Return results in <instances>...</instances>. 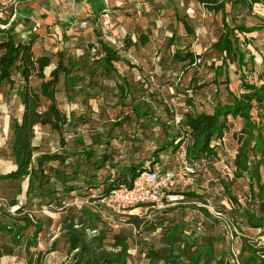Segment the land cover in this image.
I'll return each mask as SVG.
<instances>
[{
    "label": "trees",
    "instance_id": "1",
    "mask_svg": "<svg viewBox=\"0 0 264 264\" xmlns=\"http://www.w3.org/2000/svg\"><path fill=\"white\" fill-rule=\"evenodd\" d=\"M196 2L210 14H221L219 33L210 44V49L216 57L215 61L220 57V63L236 78L234 91L226 86L227 96L231 101L223 103L218 98L219 91L216 90L214 94L218 100L209 108L201 102V93L210 84H217L218 76L212 63L213 74L210 77L206 75L204 78L199 74L205 63L204 51L196 53L188 44L171 49V54L169 51L167 55H163L166 46L160 48L162 51L157 64L162 67L159 66L157 73L164 75L166 64H178L182 77L178 79L190 94L185 96L177 116L178 127L174 124L171 108L162 106L167 121L159 123L161 131L158 133H155L156 127L153 125V118L157 119L155 108L148 101L153 96V91L149 93L148 89L142 88V83L138 87L139 82L130 80L132 75H135L134 70L141 69L140 64L148 61L149 57L140 58L144 61L137 63L122 53L129 48H148L152 32L150 26L147 32L136 29V39L126 33L122 43L115 46L103 37L100 28L95 27L94 23H89L94 39H88L84 32L76 29L72 43L76 51L60 48L53 53L40 54L33 50L37 35L30 34L23 40L16 35L14 23L7 28H0V91H3L2 94L0 92V99L3 94L8 96L4 113L8 116L9 132L7 154L0 148V194L5 193L3 186L9 189L11 184L15 186L9 205L17 204L18 196L25 197L31 193L34 198L39 199V205L51 202L59 204V194L66 197L73 191H77L75 195H71L75 199H83L84 197L79 196L83 192L90 196L91 202H97L112 189L127 183L143 170L155 166L173 169L160 164V156L162 153H175L188 137L186 158L194 171L190 174L185 172L180 168V162L174 158L178 169L191 180L197 181L198 185L204 186L205 183L211 189L216 188V194L221 199L220 205L214 202L210 203L209 207L227 218L231 217L235 221L239 219L243 223L237 225L244 240L239 251L238 264H257L264 261L260 249L248 242V239L254 238L252 232L255 231L256 236L264 234V53L261 54L253 42L256 40V34L264 31V20L239 21L238 13L234 12V7L238 5L252 11L253 5H264V0ZM131 21L129 23L132 24ZM182 22L187 34L194 36L198 33L200 27L195 31L185 20ZM67 26L63 25L62 28L65 30ZM62 34L64 37L65 31ZM175 34L174 29L168 33V47L172 44ZM78 36H81V39ZM197 58L200 62H196ZM169 67L172 69V66ZM141 75L144 77L145 73ZM107 81L113 85L109 87L105 83ZM225 82L228 85L229 79L226 78ZM174 89L178 91L179 88L176 85ZM13 91L15 94L12 97ZM109 94L117 99L116 104L119 107L129 108L121 115L118 111L112 121L102 118L105 116L106 98ZM96 98L102 99L97 110L89 102ZM74 99L77 102L73 105ZM12 102H16L15 106ZM65 105L70 109H65ZM237 117L240 120V128L235 126ZM1 119L0 112V121ZM97 121L107 123L106 139H102L103 133L95 131L88 133L86 141L83 134L75 131L76 127L85 125H88V129L97 128ZM126 123H134L136 129L140 128L144 141L136 137L135 129V134L133 133L125 149L114 145L113 140L121 141L126 133L117 136L112 131L115 127L122 128ZM38 134L41 135L39 145L34 142ZM49 140L56 142L55 149L45 148ZM233 150L235 153L232 157L229 153ZM139 151L146 154L140 155ZM227 157L231 160H227ZM6 164L9 165L8 169L3 168ZM243 177L248 179V191H245L241 200L235 188ZM174 186L169 192L178 195ZM84 189L88 191H83ZM189 190L192 189L187 187L182 193L199 196L187 193ZM92 191L95 193L92 194ZM203 195L207 201L211 199L207 193ZM16 210L17 213L21 212L22 206ZM75 210L69 207L64 217L70 222L68 227H64L67 233L62 234L67 254L57 264H66V257L75 249L80 250L81 246L82 251L76 250L73 254L75 261L72 264H89V261L125 264L129 246L127 241L120 239L118 251H112L109 255H104V252L96 255L92 247L97 243L96 238H88L83 234L82 228L73 229L74 224L84 223L83 217L91 220L94 215L90 208H84L78 222H75L77 216L70 217ZM208 211L203 209V212L212 218ZM8 224L9 230H14L17 236L19 232L32 226L33 235L41 230L40 224H32L31 214H26L19 220L9 219ZM159 224L165 227L163 235L168 240L171 239L169 235L177 225H164L161 222ZM107 230L109 229H101V238L104 239ZM118 234L114 233L112 237L119 238ZM223 238V235L208 226L196 237L184 239L181 246L170 242L168 251L170 250L173 256L170 258L171 264H181L185 259L186 262L192 261L194 264L201 261L203 264H236L229 250L222 248L227 242ZM165 242L167 244V240ZM56 243L57 240L51 248L54 251H57ZM199 243L202 245H198ZM261 248L264 251V247ZM192 249L193 252L189 253L188 250ZM165 250L167 249L162 252ZM153 251L152 256L155 254ZM174 251L176 253H173ZM155 256L164 258V254L157 253ZM177 258L181 259V262ZM28 262L27 259L26 264Z\"/></svg>",
    "mask_w": 264,
    "mask_h": 264
},
{
    "label": "rangeland",
    "instance_id": "2",
    "mask_svg": "<svg viewBox=\"0 0 264 264\" xmlns=\"http://www.w3.org/2000/svg\"><path fill=\"white\" fill-rule=\"evenodd\" d=\"M192 2L194 6H192L193 10L189 9L188 3ZM127 3V2H126ZM162 4V2H161ZM167 6H165L164 11L156 12V20L152 24L156 28V33L151 32L150 34V44L147 47H139L137 48H129L127 51L122 52L124 56L129 57L132 61H144L140 58L149 57V60L140 64L141 69H135V75L130 78V80L134 83H138V87L140 83L143 84V89H148L153 91V96L149 99V103L155 108V116L153 118V125L156 127V132L161 131L159 127V123L162 121H167V115L162 112V106L166 105L171 108V113L174 117V124L178 127L176 123L177 116H179V112L183 105V100L185 96L190 94L185 90L184 84H180L181 77V68L180 66L174 64H166L167 66L164 75L158 74L157 69H159V64L157 61L159 59L160 51L166 46L163 51V55H167L171 49H176L181 46H185L190 44L194 48L197 49V53H201L204 51L203 60L205 61L203 68H200L201 75L205 78L210 77L213 74L214 70H217V76L220 79L219 84L225 83L226 78L230 77V72L224 64L220 63V60L215 61L216 57L212 53L210 49V44L217 37L219 33L218 24H221V14H208L207 11L203 8L202 5L196 2V0H168ZM164 7V5L162 4ZM191 8V7H190ZM134 7L131 6L128 11H133ZM227 9H229V5H227ZM234 12L238 13L237 19L239 21H243V19H250L252 21H262L264 20V5L261 3L253 5L252 11L244 9L242 6L238 5L234 7ZM182 20H185L195 31L203 25L200 30V33L194 34L191 36L187 34L183 26ZM130 26H136L135 20ZM151 23V22H150ZM156 24H159V28L156 27ZM142 25V24H139ZM141 30H146V28H140ZM160 29L161 31H159ZM174 29L176 34L172 40V44L170 47L166 45L168 33L170 30ZM199 31V30H197ZM137 33L134 30H130L127 32L131 36L132 39L137 38ZM85 38V37H84ZM112 40L118 38L117 35L111 36ZM122 43V41H119ZM254 45H256L257 49L261 54L264 53V31H260L256 34V40L253 41ZM115 45L114 43H111ZM205 47V48H204ZM204 48V49H203ZM140 59V60H139ZM217 64H213L216 63ZM212 63V68H211ZM169 66H172L170 69ZM162 67V66H161ZM229 72V74H228ZM141 73H145L143 77ZM232 74V73H231ZM230 79L236 80L235 77H230ZM111 87L113 84L110 81L105 82ZM185 83V82H183ZM61 85V84H60ZM179 88L178 91H175V87ZM222 86V85H221ZM62 90V85L59 86ZM223 88L225 86H222ZM226 88V87H225ZM1 94L3 91H0ZM63 93L62 91H60ZM15 94L13 91L12 97ZM8 96L2 95L0 99V112L2 114V121H0V148L8 152V116L5 115V111H2L1 107H6L5 101ZM12 99V98H11ZM72 102V104H76L77 101ZM107 106L105 109V116L102 117L110 119H114L116 113L120 111V115L126 111H128V107L123 106L119 107L116 104L117 99L109 94L106 98ZM104 100V101H106ZM229 100H223L224 102H229ZM92 106L97 110V106L99 103H102L101 98H96L94 100H89ZM16 102H12V105L15 106ZM70 104V106L72 105ZM215 105V103H214ZM75 107V106H74ZM65 109H70L69 106L65 105ZM200 109V107H199ZM97 113V112H96ZM178 114V115H177ZM255 114V112H253ZM256 115V114H255ZM254 117L256 118V116ZM170 116V115H169ZM5 117V118H4ZM240 118V117H239ZM171 119V116H170ZM258 119V118H257ZM4 120V121H3ZM235 126L240 128L241 125L238 117L235 119ZM242 121V119H241ZM98 122V123H97ZM95 124L97 128L88 129V125L76 127L75 131L84 135V139L88 141V133H103V138L106 139L105 129L107 127V123L104 121H97ZM231 126V124H230ZM135 124L134 123H126L122 128L115 127L113 128L112 133L121 136L126 133L125 136L119 140H113L114 145H119V147H123L126 149L130 138L133 133L135 134ZM140 129V128H139ZM136 129V137L141 141L143 139V135L141 131ZM68 130V129H67ZM90 130V131H89ZM69 131H73V129H69ZM147 133V131H146ZM67 137V134H66ZM144 141V139H143ZM54 140H49L45 148L47 150L55 149ZM124 152V151H123ZM126 153V151H125ZM140 155H144L146 153H142L139 151ZM138 155V154H137ZM175 153L167 152L162 153L160 156V160L163 166L173 168L176 178L175 190L179 193L175 195L174 198L167 199L163 202L162 207L157 208H140L134 207L123 210H115L104 205L99 204L94 201L91 202L90 196L87 194H83V192L79 195L84 197L83 199H75L74 196L77 191H73L68 194V196L63 197L62 194H59V204L57 202H51L46 205H39V199L34 198L33 194H29L25 197L18 196L17 204L9 205L10 199H12L14 187L11 184V187L4 188L0 194V264H26V260L28 259V264H57L58 261L63 258L67 254V247L63 243L62 234L67 233L66 228L70 225L67 219L64 217L68 213V208L72 207L75 211H72L70 217L77 216L75 218V222H78V218L81 217V211L84 208H90L93 217L91 220L84 218V223L82 224H74L73 229H83V234H85L88 238L93 236L96 238V245L92 246L93 251L96 255L103 253L104 255H109L112 251H118L119 241L122 239L123 241H127L129 246L127 247L128 255L125 260V264H171L170 258H173L170 250L168 251V246L170 242L175 244H183L184 239L189 240L194 238L199 234L205 231V227L210 226L221 235H223V239H225V244L222 248H225V251L230 252L234 257V261L236 264L239 263V251L244 244V240L242 239V232L238 229L237 225L242 223L241 220H233V218L218 214L217 211L213 210L209 207L210 203H214L220 205L219 195L216 194L217 191L215 189H211V187L200 186L197 184V181L191 180L188 176L184 175L180 169H178V165L175 163ZM227 160H231L230 157L226 158ZM3 168H9V165H5ZM2 168V169H3ZM238 187L235 188V192L239 195L240 199H243L245 195V191H248V179L246 177L240 178ZM187 187L189 189L190 194H196L199 196H190L189 194H183ZM83 191H88V189H84ZM175 191V192H176ZM95 191H92L94 194ZM203 193H207L209 197V201L203 195ZM204 197V198H203ZM215 199V200H214ZM77 200V201H75ZM20 201L22 204H19ZM227 205V204H226ZM19 206H22L21 212L17 213L16 209ZM207 209L208 213L211 215H206L203 212V209ZM31 214L32 224H40L41 230L39 233L33 235L34 226L30 227L28 230H24L19 232V236L15 235L14 230H9L8 220H19L22 219L24 215ZM98 217V218H96ZM159 222L164 225L173 226V224L177 225V228L174 229L172 233H170L169 237L171 239H167L163 234L165 229L164 226H161ZM243 224V223H242ZM174 225V226H175ZM243 226V225H242ZM6 227V228H5ZM169 227V226H168ZM245 227V226H244ZM5 228V229H4ZM109 229L105 232L104 239L100 237L101 229ZM12 229V228H11ZM10 231V232H9ZM14 233V235H13ZM119 233V238L112 237V234ZM254 234L253 239H248L249 244L253 247L260 249V253L264 256V251H262L261 247H264V234H258L256 236V232H252ZM256 236V237H255ZM57 240L56 248L57 251L52 250L53 243ZM167 240V244L165 242ZM199 237L197 238V241ZM199 242V241H198ZM197 242V243H198ZM198 245H202L199 243ZM151 246V247H150ZM106 248V249H105ZM165 252H162L163 249ZM170 248V247H169ZM190 249V248H189ZM82 251V246L80 250L75 249L71 255L66 257V264H72L75 261L73 254L75 251ZM154 250V251H153ZM194 249L188 250L189 253L193 252ZM54 251V252H53ZM155 254H164L163 257L152 256L151 252ZM150 252V254H149ZM161 252V253H160ZM84 253V252H83ZM173 253H176L174 251ZM86 254V252H85ZM229 257V255H228ZM175 258V257H174ZM187 258V257H186ZM179 262L181 259L177 258ZM185 259L181 264H194V262H186ZM89 264H101V263H93V261H89ZM113 264V263H112ZM199 264H203L201 261ZM252 264V263H249ZM257 264H264L263 262H258Z\"/></svg>",
    "mask_w": 264,
    "mask_h": 264
},
{
    "label": "crops",
    "instance_id": "3",
    "mask_svg": "<svg viewBox=\"0 0 264 264\" xmlns=\"http://www.w3.org/2000/svg\"><path fill=\"white\" fill-rule=\"evenodd\" d=\"M167 2L168 0H0V28H7L14 23L16 35L23 40H26L30 34L37 35L33 44L36 54L53 53L60 48L72 50L76 29H80L88 39L93 40L94 33L89 23H94L95 27L102 30L106 40L118 46L127 32L138 29L130 26V20H135L136 26H141L140 28L150 26L151 31L156 33L152 23L157 21L156 12H163L168 5ZM188 5L189 9L193 10L194 4L190 2ZM131 6L134 7L135 12L128 11ZM207 13L210 15L209 12ZM84 20L87 24L82 27L80 23ZM63 25H68L65 30L62 28ZM156 27L159 28V24H156ZM63 31H65L64 37ZM113 35H117L118 38L112 40ZM78 38L81 39V36ZM191 48L196 53L199 52L193 46ZM229 75L234 77L233 74ZM230 77H228V85L226 82L221 85L228 86L229 90L234 91L236 80ZM219 80L217 77V84H210L202 90L201 102L209 108L218 100L217 95L214 94L216 90L219 91L220 100H229L227 90L219 84ZM1 108L2 111H6V107ZM40 137V134L36 135L35 144L39 145ZM234 153L235 150L229 154L233 157Z\"/></svg>",
    "mask_w": 264,
    "mask_h": 264
},
{
    "label": "built area",
    "instance_id": "4",
    "mask_svg": "<svg viewBox=\"0 0 264 264\" xmlns=\"http://www.w3.org/2000/svg\"><path fill=\"white\" fill-rule=\"evenodd\" d=\"M87 22L81 21L83 27ZM201 26L198 33H200ZM197 33V34H198ZM196 62H200L197 58ZM189 139H185L175 151V158L180 162V168L187 173H193V166L186 158V147ZM176 183L173 169L155 166L149 170H143L136 174L127 183L120 184L112 189L106 196L97 202L115 210H123L134 207L157 208L162 207L167 199L174 198L177 194H171L169 189ZM19 204H22L20 201ZM14 206V205H13ZM221 214L220 212H217Z\"/></svg>",
    "mask_w": 264,
    "mask_h": 264
}]
</instances>
